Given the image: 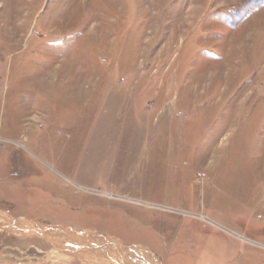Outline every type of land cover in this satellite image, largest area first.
I'll list each match as a JSON object with an SVG mask.
<instances>
[{
	"label": "rangeland",
	"instance_id": "rangeland-1",
	"mask_svg": "<svg viewBox=\"0 0 264 264\" xmlns=\"http://www.w3.org/2000/svg\"><path fill=\"white\" fill-rule=\"evenodd\" d=\"M0 214L264 264V0H0ZM9 232L0 264H82Z\"/></svg>",
	"mask_w": 264,
	"mask_h": 264
},
{
	"label": "bare ground",
	"instance_id": "bare-ground-1",
	"mask_svg": "<svg viewBox=\"0 0 264 264\" xmlns=\"http://www.w3.org/2000/svg\"><path fill=\"white\" fill-rule=\"evenodd\" d=\"M0 228L15 235L28 236L32 239L37 237L45 238L46 241L53 242L56 250L55 255L60 260H75L82 264H141L129 256L128 251L130 249L124 246L127 243L121 240L119 242L108 240L91 232H87L86 235L83 233L77 235L70 229L69 231L68 229L64 231L65 228H54L51 231H47L44 229V225L37 222L33 223V221L25 220L18 223L9 217L2 218L1 216ZM132 250L135 249L133 248ZM142 262L143 264H159L147 257H144Z\"/></svg>",
	"mask_w": 264,
	"mask_h": 264
},
{
	"label": "water",
	"instance_id": "water-1",
	"mask_svg": "<svg viewBox=\"0 0 264 264\" xmlns=\"http://www.w3.org/2000/svg\"><path fill=\"white\" fill-rule=\"evenodd\" d=\"M15 221H17V220H15ZM44 229H46L47 231H51L52 229H54L55 228V226H50V225H44ZM66 229V228H65ZM68 231H69V229H68ZM48 239V238H47ZM48 242L50 243V245L51 246H53L54 247V243L53 242H50L49 240H48ZM59 245V244H58Z\"/></svg>",
	"mask_w": 264,
	"mask_h": 264
}]
</instances>
